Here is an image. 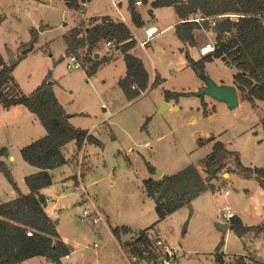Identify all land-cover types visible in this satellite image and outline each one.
Segmentation results:
<instances>
[{"label":"rangeland","instance_id":"rangeland-1","mask_svg":"<svg viewBox=\"0 0 264 264\" xmlns=\"http://www.w3.org/2000/svg\"><path fill=\"white\" fill-rule=\"evenodd\" d=\"M141 1L137 8L143 25L137 27L130 17L129 0H91L79 11L68 9L63 0H0V53L7 62L15 61L12 77L19 91L31 93L49 74L48 81L57 100L65 114L70 115L69 123L87 130L102 143V146L86 143L78 152L73 142L68 143L63 149L68 164L54 170L53 175L57 181L58 174L67 175L79 167L83 184L104 214L106 226L81 219V197L75 191L63 190L61 181L47 187L50 201L45 212L54 206L50 217L57 222L59 238L69 250L68 256L60 261L62 264H130L124 253L126 243L147 228L151 238L161 236L171 244L181 245L183 255L178 264H220L214 261V251L222 238L224 245L219 252L224 254L225 264H234L237 255L264 261V232L239 238L230 229L222 235L217 227L227 221L222 216L225 211H232L247 225L264 220V190L254 177L233 170V155L221 157L224 168L213 181L214 190L191 202V216L190 208L184 206L158 221L155 200L142 187L144 179L160 178L149 171L148 164L166 175L188 165L196 166L204 174L203 159L213 151L216 142H221L227 150L239 152L245 166L264 168L260 123L264 103L257 102L253 108L238 91L239 104L229 109L208 95L193 94L203 82L188 64L187 55L197 59L198 46L200 52L202 45L210 42L212 31L195 33L197 46L185 50L172 27L144 47L134 38L136 45L130 52L143 61L149 73V85L131 100L117 84L125 74L123 54L115 47L107 48L106 41L102 40L93 52L98 54L97 59L109 58V61L102 63L94 75L87 77L83 63L81 68L66 67L70 56L65 52L63 36L80 20L86 21L87 15H116L118 18H114L125 21L137 37L143 36L147 25L162 30L176 23L173 7L152 8L149 0ZM29 46L30 50L24 54L23 50ZM10 56L12 59L8 60ZM235 72L222 60L213 59L205 63L203 74L218 84L234 85ZM155 75L159 83L153 86ZM164 91L178 96L165 100ZM162 100L170 106L158 112ZM45 133L38 118L25 106L18 104L6 109L0 105V149L5 148L7 154L0 160L24 194L29 191L25 177L36 173L37 168L22 158L21 149ZM228 169L232 171L227 172ZM10 179L0 170V202L16 194ZM116 227H127L129 232L117 238L111 232ZM19 264L55 263L34 256Z\"/></svg>","mask_w":264,"mask_h":264},{"label":"trees","instance_id":"trees-1","mask_svg":"<svg viewBox=\"0 0 264 264\" xmlns=\"http://www.w3.org/2000/svg\"><path fill=\"white\" fill-rule=\"evenodd\" d=\"M65 6L73 11L83 10L91 0H63ZM146 1V0H144ZM152 8L173 7L179 21L174 24V34L183 44V50L196 45L195 32L210 30L214 33L213 50L192 59L187 55L188 64L199 75L204 73L205 63L220 59L233 67L234 85L242 99L257 107V102L264 103V0H150ZM129 0L130 17L135 26H142L140 13ZM195 18H199L196 21ZM2 18L0 17V22ZM65 52L75 56L86 64L83 68L87 77L94 75L100 65L108 62L94 57L93 50L102 41H111L123 54L125 75L117 84L123 95L131 100L145 91L149 85V73L143 61L130 52L136 45L130 28L124 22L109 15H90L87 20L70 27L64 34ZM84 53H83V52ZM84 66V65H83ZM15 61L7 62L0 53V105L10 108L23 105L34 114L43 125L45 135L21 149L22 158L34 165L38 171L25 177L28 193H22L10 179V171L0 160V170L10 179L15 189L14 198L0 202V264H19L34 257L43 256L55 264H62L61 257L68 255L67 245L59 238L55 221L45 212V196L42 188L53 183V171L68 164L64 147L73 142L77 152L86 143L102 146L101 141L87 130L69 123L64 108L59 103L48 81V76L31 93L19 91L12 77ZM159 83L155 75L152 85ZM182 93H179V95ZM164 99L178 96V93L164 91ZM264 139V117L261 119ZM233 155L234 169L245 177H254L264 190V168L245 166L239 152L222 146L213 150L203 159L205 171L202 174L194 165H188L173 175L163 174L160 178L143 180L146 195L154 198L158 221L187 206L202 193L214 190L213 181L223 170L220 162L223 155ZM5 148L0 149V157L5 156ZM151 173L155 168L148 164ZM232 170L228 169L227 172ZM188 216V217H189ZM229 229L239 238L258 235L264 232V220L256 225H247L236 215L227 220ZM147 229L139 231L135 239L126 243L127 255H136L139 259H151L156 256ZM28 232L31 234L29 235ZM117 238L129 232L127 227L111 230ZM224 238L216 247L215 260L225 264L220 248ZM234 264H264V261L244 255L234 256Z\"/></svg>","mask_w":264,"mask_h":264},{"label":"built area","instance_id":"built-area-1","mask_svg":"<svg viewBox=\"0 0 264 264\" xmlns=\"http://www.w3.org/2000/svg\"><path fill=\"white\" fill-rule=\"evenodd\" d=\"M135 5H141V0H135ZM196 21H199V18H195ZM157 29L154 26H150L145 29V38L142 41H139V46L144 47L147 42L153 37V35L156 33ZM105 45L109 49H113L115 47V44H113L111 41H106ZM213 50V46L206 45L203 48L200 49L201 54H206L209 51ZM81 62L77 59L75 56L69 57V62L67 63L66 67L67 69H76L81 68ZM83 148V147H82ZM77 164H80V160L77 162ZM57 182L61 183V187L63 190H71L75 191L79 194L81 197L80 199V206L82 207L81 211V219H90L92 224H98L102 223L106 226L105 222V216L100 211V209L96 206L94 200L90 197L86 186H84L82 181V174L77 167V170H71L67 175H64L62 172L61 174L57 175ZM53 179L56 181L53 175ZM225 193L227 194L228 191L225 190ZM49 196L45 197V206L49 203ZM54 206L50 208L49 211H46V213L51 216L54 213ZM223 218L228 220L229 218L235 216V214L232 211H225L222 212ZM30 235L31 233L28 232ZM149 236V235H148ZM152 245L155 249L156 256L152 257L151 259H139L136 255H127L128 260L131 263L139 262L141 264H178L179 258L183 255V251L181 249V245L171 244L161 236H156L155 238H151ZM135 237L131 238V241H133ZM68 255H65L67 257Z\"/></svg>","mask_w":264,"mask_h":264},{"label":"water","instance_id":"water-1","mask_svg":"<svg viewBox=\"0 0 264 264\" xmlns=\"http://www.w3.org/2000/svg\"><path fill=\"white\" fill-rule=\"evenodd\" d=\"M40 30H43V26L40 27ZM30 48L31 46L23 50V53L25 54L28 50H30ZM94 57L98 58V54L96 53ZM11 59L12 57L10 56L8 60H11ZM200 78L203 82V86H201V88L198 91L194 92L193 94L198 95V96L208 95L216 101L225 103L229 109H233L238 106L239 95H238V90L236 86L232 84H224V83L218 84L213 79H211L209 76L205 74H201ZM165 108H168V103L162 100L160 102V109L158 112L163 111ZM69 116L70 115L67 114V117ZM221 146H222L221 142H216L213 145V150H216ZM155 176L161 177L162 171L156 170ZM55 223L57 222L55 221ZM217 227L221 231L222 235H224L226 231L229 229V223L225 221L223 223L217 224Z\"/></svg>","mask_w":264,"mask_h":264},{"label":"crops","instance_id":"crops-1","mask_svg":"<svg viewBox=\"0 0 264 264\" xmlns=\"http://www.w3.org/2000/svg\"><path fill=\"white\" fill-rule=\"evenodd\" d=\"M134 1H135V0H134ZM149 1H150V0H149ZM138 6H140V5H137V6L135 7V9L139 12V10H138V8H137ZM116 9H117V8H116ZM128 9H129V8H128ZM139 13H140V12H139ZM106 15H109V16H111V17H113V18H114V17H115V18H118L116 15H112V14H106ZM87 16H89V15H87ZM115 18H114V19H115ZM178 21H179V18H178V16H177L176 23H177ZM124 22H125V21H124ZM142 25H143V24H142ZM127 26H128V25H127ZM150 26H154V25H147V26L145 27V29L148 28V27H150ZM173 26H174L173 24H169V25H167L165 28H163L162 30H158V29L156 28L157 31H156V33L153 35L152 38H154L156 35L162 33L165 29H167V28H169V27H172V28H173V32H174V27H173ZM128 27H129V26H128ZM154 27H155V26H154ZM129 28H130V27H129ZM145 29H144V31H145ZM130 30H131V28H130ZM139 31H140V33H141V30H139ZM144 31H143V36H142L143 38H142V37H139V36L137 37V36H136V33H133L132 30H131V33H132L133 37L138 41V42H137L138 44H139V41H142V40L145 38V33H144ZM200 31H201V30L196 31L195 33H198V32H200ZM210 33H211V39H210V42H209V43H204V44H206V45H210V46H211V45H212L211 43L214 41V35L212 34V32H210ZM174 35H175V34H174ZM152 38H151V39H152ZM151 39H150V40H151ZM212 39H213V41H212ZM150 40H149V41H150ZM149 41H148V42H149ZM148 42H147V43H148ZM196 42H197V40H196ZM204 44L202 45L201 48H203L204 46H206V45H204ZM182 46H183V44H182ZM182 46H181V47H182ZM195 46H197V43H196ZM200 46H201V45H200ZM140 47H141V46H140ZM201 48H200V49H201ZM182 49H183V47H182ZM199 53H200V52H199V46H198V54H199ZM201 55H204V54H201V53H200V56H201ZM200 56H198V58H199ZM145 68H146V67H145ZM124 75H125V74H124ZM124 75H123V76H124ZM167 102H169V101H167ZM169 106H170V105H169V103H168V107H169ZM175 108H177V107L175 106ZM37 171H38V169H37ZM162 175H163V173H162ZM58 183H59V182H57V181L54 180L52 184H58ZM47 189H48L47 187L42 188V189L40 190V192H41L44 196H47V193H46V190H47ZM234 214H235V213H234ZM121 248H122V247H121ZM122 250H123V248H122ZM123 251H124V250H123ZM124 253H125V252H124ZM127 258H128V256H127ZM259 260H260V259H259ZM214 261L216 262V260H214ZM129 262H130V261H129ZM130 264H131V263H130Z\"/></svg>","mask_w":264,"mask_h":264},{"label":"clouds","instance_id":"clouds-1","mask_svg":"<svg viewBox=\"0 0 264 264\" xmlns=\"http://www.w3.org/2000/svg\"><path fill=\"white\" fill-rule=\"evenodd\" d=\"M208 53V52H207Z\"/></svg>","mask_w":264,"mask_h":264}]
</instances>
